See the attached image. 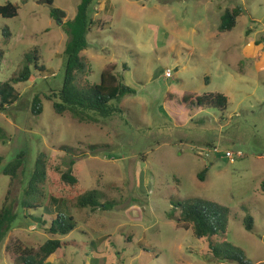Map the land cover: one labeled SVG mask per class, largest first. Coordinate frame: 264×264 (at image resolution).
<instances>
[{
    "label": "rangeland",
    "instance_id": "374dc122",
    "mask_svg": "<svg viewBox=\"0 0 264 264\" xmlns=\"http://www.w3.org/2000/svg\"><path fill=\"white\" fill-rule=\"evenodd\" d=\"M9 2L19 13L0 14V81L21 70L33 49L45 70L17 84L21 100L0 112L6 139H0V209L7 197L18 215L0 243V264H23L20 248L36 252L49 239L76 241L49 264H238L216 260L209 239L179 221L174 203L189 199L230 208L227 237L215 241L231 243L249 264H264V0H96L82 80L99 84L109 69L136 91L116 102L123 113L96 122L60 115L45 97L62 88L70 40L65 22L75 19L81 0L0 5ZM237 6L243 12L236 26L221 32V16ZM52 8L66 16L55 19ZM207 93L225 94L227 109L198 107ZM21 152L25 162L12 180L3 170ZM40 155L47 171L42 208L24 209ZM71 166L76 185L62 179ZM90 190L104 192L103 202L113 206L79 207L78 197ZM59 206L75 219L69 235L51 234L33 218L49 222Z\"/></svg>",
    "mask_w": 264,
    "mask_h": 264
},
{
    "label": "trees",
    "instance_id": "16d2710c",
    "mask_svg": "<svg viewBox=\"0 0 264 264\" xmlns=\"http://www.w3.org/2000/svg\"><path fill=\"white\" fill-rule=\"evenodd\" d=\"M53 3V0H47ZM96 0H81L78 6L77 15L74 20L65 22V26L70 35V40L65 49L66 62L65 74L62 88L59 92H54L45 97L53 100L55 112L63 115L70 112L71 115L82 122H96L99 118H107L116 113H123L120 103L125 96L135 94L136 91L119 78L112 70L105 69L102 73V80L99 84H94L90 80H82L88 72V63L82 52L88 48V34L92 31L94 21L89 15V9ZM243 8L237 6L233 10H226L221 16L219 30L221 32L232 30L242 15ZM19 13V6L13 3L0 5V14L6 18L16 17ZM51 15L62 20L66 14L63 10L52 8ZM6 33V32H5ZM8 36V35H7ZM38 51L33 49L25 55V64L21 70L15 72L9 80L0 81V112H5L12 105L21 100V94L17 91L16 85L27 82L31 79L34 71H44V66L38 65ZM5 56V51L0 49V62ZM198 107H212L224 112L229 99L222 93H207L197 98ZM32 113L40 115L42 113V102L38 95L33 99ZM3 129L0 128V139L6 142L2 137ZM40 155L36 161L34 172L24 191V200L22 205L24 209L42 208L38 204L39 199L44 197L40 185L45 182L47 171L46 163ZM0 157V162H1ZM25 153L21 152L17 158L11 161L4 168L3 173L9 175L13 180L18 170L24 165ZM73 165L74 162L72 161ZM206 167L202 173L208 172ZM203 178V175H199ZM62 179L70 182L72 185L78 183V178L73 175L72 166L63 173ZM264 190V181L262 183ZM105 194L99 190H90L80 195L77 205L81 208L90 207L92 209L102 208L108 210L113 206V201L103 202ZM54 202L57 200L54 199ZM175 207L180 209L179 221L184 224H190L193 233L197 238L209 239V248L213 257L221 263L236 262L238 264H249L244 254L226 240L222 243L215 241L214 237L226 238L229 226L230 208L217 202L189 199L184 202H175ZM49 210V208H46ZM57 216L49 222L42 217L33 216L36 222L41 225H49V232L55 235H69L76 227L75 219L62 206L57 208ZM18 215L12 206L7 203V197L0 209V243L6 238L11 230L13 223ZM244 224L248 231L254 229V218L247 214L244 218ZM76 241H64L60 239L47 240L38 251L33 252L31 248H20L19 257L23 264H49L50 259L55 256L64 246L73 245Z\"/></svg>",
    "mask_w": 264,
    "mask_h": 264
},
{
    "label": "built area",
    "instance_id": "2783aa9c",
    "mask_svg": "<svg viewBox=\"0 0 264 264\" xmlns=\"http://www.w3.org/2000/svg\"><path fill=\"white\" fill-rule=\"evenodd\" d=\"M165 75H166V77H172V71L170 69L166 70ZM215 151H217L216 148H215ZM227 156H228V159H230V160H234L235 159L234 153H228ZM237 156L238 157H242L243 153L242 152H238Z\"/></svg>",
    "mask_w": 264,
    "mask_h": 264
}]
</instances>
